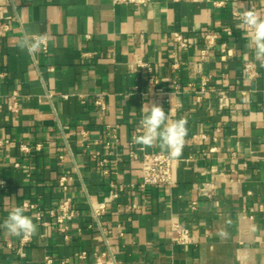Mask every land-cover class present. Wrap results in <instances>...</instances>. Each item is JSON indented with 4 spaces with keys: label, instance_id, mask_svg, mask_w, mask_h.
Listing matches in <instances>:
<instances>
[{
    "label": "crops",
    "instance_id": "1",
    "mask_svg": "<svg viewBox=\"0 0 264 264\" xmlns=\"http://www.w3.org/2000/svg\"><path fill=\"white\" fill-rule=\"evenodd\" d=\"M251 9L264 17V0H0V224L21 205L37 225L25 244L0 228V264H94L108 250L104 264H264V64L238 24ZM176 31L187 50L170 41ZM35 36L46 52L20 48ZM152 104L187 121L170 187L139 186L132 137ZM110 193L97 222L90 203ZM66 197L77 216L62 233L55 214ZM173 220L193 245L172 241Z\"/></svg>",
    "mask_w": 264,
    "mask_h": 264
},
{
    "label": "built area",
    "instance_id": "2",
    "mask_svg": "<svg viewBox=\"0 0 264 264\" xmlns=\"http://www.w3.org/2000/svg\"><path fill=\"white\" fill-rule=\"evenodd\" d=\"M23 1H31V0H23ZM154 0H111V3L113 5H120V4H131L135 6H146L153 2ZM0 35L3 31L8 29L7 25L0 26ZM224 32L227 34H230V30L228 28L224 29ZM43 37V42L41 45V49L46 52L48 50V41L45 36ZM40 36H35L37 40L41 38ZM207 41L209 44L214 42V39L216 38L215 34H208L206 36ZM170 41L174 44L175 47L180 48L182 50H187L189 47V40L184 36L181 32H171L169 35ZM206 54L205 50L201 51V56L204 57ZM137 65L139 67H145L147 70H150L149 64L142 63L141 61L137 62ZM177 64H174V67H177ZM245 75L247 78L252 79L257 76V71L255 68L254 63H247L244 66ZM205 83V82H204ZM203 83V84H204ZM176 89L177 87L174 86ZM218 96V103L221 108H224L228 105V93L225 90H220L217 93ZM13 103L9 106V110L16 111L18 109V102H17V94L16 92H13ZM82 102H84L82 100ZM94 105L98 107L101 110L105 109V104L103 102V99L101 97H97L94 100ZM133 157H136L135 154H133ZM139 160H140V182L139 186L141 188L146 187H153V186H165L170 187L174 183L173 179V159L170 157L169 154L163 153V152H156V151H147L143 146L139 147ZM105 160H101L100 164H103ZM16 166L18 164H15ZM66 179L62 178L59 181V184L62 189H67L66 187ZM4 180L0 178V187L4 185ZM114 186L113 184L111 185ZM202 194H207V191H202ZM115 196V194L110 193L108 196L104 197L102 201L100 202H91L90 203V215L98 222V219L100 215L104 212L106 208V204L108 201ZM196 201L192 202L190 207L192 209L196 208ZM56 222L59 225V231L62 233H65L67 230V223L71 221L73 218L77 216V212L75 209L72 208V200L70 197H66L63 199L57 206L56 209ZM170 229L174 233L172 237V241L180 246H183L184 248H187L194 244L192 235L188 227L181 224L177 220H173L170 223ZM103 235L108 233L106 230H102ZM31 236L28 237H21V244H25L30 240ZM18 254L20 256H23L24 253L21 252V250H18ZM79 259H82L85 257V253L81 252L77 255ZM107 257L112 258L110 250L108 252H102L100 254H95V263L94 264H104L105 259ZM46 262L50 263L51 258L49 256L46 257ZM63 264H74L72 262L63 261Z\"/></svg>",
    "mask_w": 264,
    "mask_h": 264
},
{
    "label": "clouds",
    "instance_id": "3",
    "mask_svg": "<svg viewBox=\"0 0 264 264\" xmlns=\"http://www.w3.org/2000/svg\"><path fill=\"white\" fill-rule=\"evenodd\" d=\"M238 24L250 30L246 33L248 45L252 48L257 62L264 64V17L257 12L245 10L238 16ZM43 37L39 40L21 39L20 48L29 54L36 52L42 45ZM142 118L138 134L132 137L134 144L143 147L159 145L168 152L170 157L178 158L182 154L184 138L187 134V121L183 118L169 121L166 112L161 106L152 104L143 106ZM11 236L28 237L37 231L33 218L25 213L23 206H15L0 224Z\"/></svg>",
    "mask_w": 264,
    "mask_h": 264
}]
</instances>
